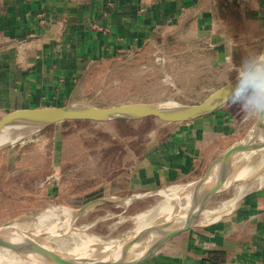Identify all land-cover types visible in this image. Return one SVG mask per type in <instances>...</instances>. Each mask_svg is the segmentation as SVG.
I'll return each instance as SVG.
<instances>
[{
	"label": "crops",
	"instance_id": "1",
	"mask_svg": "<svg viewBox=\"0 0 264 264\" xmlns=\"http://www.w3.org/2000/svg\"><path fill=\"white\" fill-rule=\"evenodd\" d=\"M157 42L203 47L214 78L228 82L264 48V0H0V115L86 101L103 65L130 61ZM221 109L190 123L156 124L132 165L112 175L116 192L103 196L200 177L241 130ZM248 193L228 212L206 209L202 226L141 264H264V175Z\"/></svg>",
	"mask_w": 264,
	"mask_h": 264
},
{
	"label": "rangeland",
	"instance_id": "2",
	"mask_svg": "<svg viewBox=\"0 0 264 264\" xmlns=\"http://www.w3.org/2000/svg\"><path fill=\"white\" fill-rule=\"evenodd\" d=\"M153 44L130 61L120 58L112 65H103L98 75L96 72V80L88 82L86 102L107 107L135 102H171L166 98L174 97L179 101L176 103L190 105L200 102L227 81L214 78L217 68L207 60L203 47L175 43L166 48ZM181 54L184 56L178 57ZM156 58L165 59V63L157 62ZM225 68L232 69V66ZM238 99L221 110L242 123L240 138L253 120ZM156 124L152 120L127 125L66 122L1 149L0 224L39 210L40 213L31 214L20 222L36 218L43 224L62 218L55 212L57 207L74 211L90 200L113 194L116 190L111 188L112 175L132 165L134 152L131 149L141 148L143 141L155 132ZM261 183L256 181L244 188L239 183L211 201L206 209L214 210L215 215L225 213L234 201ZM161 200L154 197L128 206L94 207L79 217L65 236L71 244L80 246L85 241L114 243L143 233L147 226L143 215ZM76 227L82 231H76ZM0 264L22 263L0 250Z\"/></svg>",
	"mask_w": 264,
	"mask_h": 264
},
{
	"label": "water",
	"instance_id": "3",
	"mask_svg": "<svg viewBox=\"0 0 264 264\" xmlns=\"http://www.w3.org/2000/svg\"><path fill=\"white\" fill-rule=\"evenodd\" d=\"M264 53V48L260 54ZM237 75L218 87L196 104L164 103H125L99 107L86 101H77L60 107L14 110L0 115V135L26 131L15 142L0 147L12 146L25 138L36 135L49 127L66 122H90L106 124L114 122H137L152 120L159 124L190 123L207 117L220 110L229 102L231 85ZM247 174L256 178L264 174V121H253L250 127L236 141L222 150L197 179L181 185H172L157 190L131 193L127 195L102 196L90 200L72 211L64 222V229L57 236L40 237L27 243L12 239V226L24 214L0 224V250H5L26 264H141L155 255L160 249L171 246L174 238L202 226L201 214L211 201L229 191L238 182L227 184L237 175ZM176 187L171 195L173 206L169 220L155 232L134 234L114 243L94 242L72 250H39L52 246L62 239L75 222L90 209L100 205H131L148 198L165 197L164 190ZM251 193L235 201L227 212L246 199ZM76 231H82L76 227ZM38 249V250H37ZM88 256L91 260H83Z\"/></svg>",
	"mask_w": 264,
	"mask_h": 264
},
{
	"label": "bare ground",
	"instance_id": "4",
	"mask_svg": "<svg viewBox=\"0 0 264 264\" xmlns=\"http://www.w3.org/2000/svg\"><path fill=\"white\" fill-rule=\"evenodd\" d=\"M25 134H26V131H20V132H10V133L0 135V147L6 144H9V143L15 142L16 140H18L21 136ZM256 181L257 183L262 182L263 175H259L256 178H252V179L249 178L247 174L237 175L235 177L230 178L227 181V184L238 182L237 185L241 183V188L242 187L244 188L246 185L250 183L254 185ZM174 189H176V187H170L168 189H165L164 190L165 197L158 203V205H156V207L152 211L143 215L146 218L145 221L147 225L146 227L143 228L144 229L143 233L155 232L154 231L155 229L157 230L162 223L167 222L169 220V217L171 214L170 213L171 208L173 206V202H172L173 200H171V195H173V192H175ZM40 212L41 210L37 211L34 214H38ZM55 212H58L62 216V218L57 217L43 224H41L36 218L31 219L28 222H19V223L14 224L12 226V230L10 233L12 239L16 242L24 244V243L36 240L37 238H40L41 236L42 237L57 236L58 232L64 229V222L66 218L72 213V211L57 207L55 209ZM69 241L70 240L67 238V236H64L62 239L54 241L52 246H45V247L40 248L39 250L53 251L52 247L58 250H72L78 247H83L86 244H90L89 241H85V243H83L82 245L76 246V245L71 244ZM82 259L85 261L91 260L90 257L88 256H84L82 257ZM22 264H26V263H22Z\"/></svg>",
	"mask_w": 264,
	"mask_h": 264
},
{
	"label": "clouds",
	"instance_id": "5",
	"mask_svg": "<svg viewBox=\"0 0 264 264\" xmlns=\"http://www.w3.org/2000/svg\"><path fill=\"white\" fill-rule=\"evenodd\" d=\"M231 89L227 99L239 98L237 102L247 108L250 120L264 121V53L241 61Z\"/></svg>",
	"mask_w": 264,
	"mask_h": 264
},
{
	"label": "trees",
	"instance_id": "6",
	"mask_svg": "<svg viewBox=\"0 0 264 264\" xmlns=\"http://www.w3.org/2000/svg\"><path fill=\"white\" fill-rule=\"evenodd\" d=\"M159 42H157L158 44ZM172 44V43H171ZM174 44V43H173ZM171 46V45H170ZM169 44H166L165 47L166 48H170ZM147 121V120H146ZM72 123H90V122H72ZM116 123H122V124H128V123H132V122H116ZM128 146H131V144H127ZM140 147V146H139ZM141 148H139L138 150L136 149H131L132 152H134V154H138L140 152Z\"/></svg>",
	"mask_w": 264,
	"mask_h": 264
}]
</instances>
